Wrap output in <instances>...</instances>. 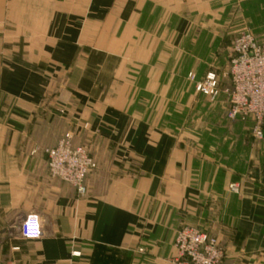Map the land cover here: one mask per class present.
<instances>
[{
  "label": "crops",
  "instance_id": "crops-1",
  "mask_svg": "<svg viewBox=\"0 0 264 264\" xmlns=\"http://www.w3.org/2000/svg\"><path fill=\"white\" fill-rule=\"evenodd\" d=\"M245 24L264 0H0V264H173L185 226L264 264V141L195 83ZM65 134L97 163L84 195L50 175Z\"/></svg>",
  "mask_w": 264,
  "mask_h": 264
},
{
  "label": "built area",
  "instance_id": "built-area-1",
  "mask_svg": "<svg viewBox=\"0 0 264 264\" xmlns=\"http://www.w3.org/2000/svg\"><path fill=\"white\" fill-rule=\"evenodd\" d=\"M230 87L222 89L221 81L213 71L196 81L197 92L210 100L218 99L222 92L228 96L227 116L232 120L252 122L253 137L263 139L264 123V40L252 32L238 34L231 47L229 64ZM189 78L195 81V75ZM50 175L76 187L79 194L86 193V178L97 168L87 147L76 145L70 134L63 136L54 148L46 149ZM229 191L238 194L237 183ZM21 235L30 240L42 237V223L38 215L29 214L20 224ZM177 255L173 264H222L225 252L216 236L199 227L185 226L176 232Z\"/></svg>",
  "mask_w": 264,
  "mask_h": 264
},
{
  "label": "rangeland",
  "instance_id": "rangeland-1",
  "mask_svg": "<svg viewBox=\"0 0 264 264\" xmlns=\"http://www.w3.org/2000/svg\"><path fill=\"white\" fill-rule=\"evenodd\" d=\"M238 20H240V19H238ZM250 31V32H252L259 40H264V28H261V27H250V26H248L247 24H245V25H243V26H241V27H238L237 28V30H236V32H237V35L238 34H240L241 32H243V31ZM236 35V36H237ZM230 40V42H229V44H228V46H227V51H228V61H227V65H226V67L225 68H223L222 70H221V73H217V72H215V71H213V72H215L216 74H217V76H218V78L220 79V81H221V84H222V82H227V84H226V86L225 87H230V85H231V83H230V78H229V64H230V59H231V47H232V45H233V41H234V36L233 37H231V39H229ZM192 74V73H191ZM190 75V74H189ZM194 75V74H193ZM197 91V90H196ZM227 99H228V96H227ZM228 104H229V102H228ZM227 108H228V106H227ZM243 121H246V120H243ZM248 121V120H247ZM249 123L248 124H246V130H248V131H250L251 133H253L252 131H253V125H252V122L251 121H248ZM178 129L180 128V123L178 122ZM66 135V134H65ZM64 135V136H65ZM252 136H253V134H252ZM253 141H254V144L256 143V144H260L261 142H263L264 141V123H263V139H261V140H256L254 137H253ZM206 232V231H205Z\"/></svg>",
  "mask_w": 264,
  "mask_h": 264
}]
</instances>
